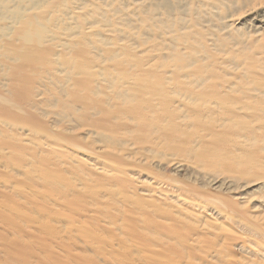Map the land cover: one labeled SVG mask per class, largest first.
Returning <instances> with one entry per match:
<instances>
[{
	"label": "bare ground",
	"instance_id": "1",
	"mask_svg": "<svg viewBox=\"0 0 264 264\" xmlns=\"http://www.w3.org/2000/svg\"><path fill=\"white\" fill-rule=\"evenodd\" d=\"M238 4L0 0V264H100L129 237L142 264H240L229 239L264 250V200L224 194L264 187V32L223 25ZM249 12L264 30V0ZM17 125L25 140L2 130ZM213 221L234 234L218 242Z\"/></svg>",
	"mask_w": 264,
	"mask_h": 264
},
{
	"label": "rangeland",
	"instance_id": "2",
	"mask_svg": "<svg viewBox=\"0 0 264 264\" xmlns=\"http://www.w3.org/2000/svg\"><path fill=\"white\" fill-rule=\"evenodd\" d=\"M238 1H239L238 5H235L230 10L226 11L223 14V15L226 16V18L224 19L226 22H224L223 25L230 24V28L236 30V31H233V32H235V36H236V38L238 40L248 39L247 38L248 36H251L250 37L251 40H255L257 38L256 33H254L255 30L256 31H261V33L264 32V30L262 29L263 27L262 28H257L258 23H257L255 18H252L253 14L249 12V10L252 7V5L255 2V0H238ZM203 19L206 21L205 18H203ZM206 23L207 24H212L214 22H206ZM221 33H223V32H221ZM262 38L263 39L260 40L259 43H258L259 46H261V44L264 43V36ZM257 49H258V47L256 48L257 52L264 53V48H261V49L259 48L260 50H257ZM217 61L218 62H222L224 65L231 64V60L230 59H225V60L217 59ZM234 64H239V63L235 62ZM258 64L260 66L261 65L264 66V59L262 61H260ZM216 65L219 66V65H222V64L217 63ZM2 130H6L8 132L7 135H12L13 134L14 137H20V136H23L24 134L27 133V129L25 127L21 126V125H17V126H14V127H11V128L2 129ZM20 138H22V137H20ZM25 139H26V137L23 136V140H25ZM78 152L86 153L85 151H82V150H80ZM74 154L83 156V155L77 154V153H74ZM84 155L85 156H89V157L91 156L89 153H86ZM0 163H4V162L0 161ZM36 167H39V170L41 169V167L36 165V164L32 165L31 168L35 170ZM163 171L170 172V168L166 166V168ZM102 185H106V183H103ZM29 187H32V186L29 185ZM101 193H102V196L105 195L103 193V189L101 190ZM237 193H243V194L246 193L245 194V196H246L245 198L250 199L249 204L246 203V207H248L247 205L250 206L252 203H257L258 201L264 200V187L257 188V185L256 186L255 185H251V186H249V187H247V188H245L243 190L242 189H236V190H233L231 192L230 191L224 192L225 195H229V196H231V195L232 196H236ZM242 196H244V195H242ZM105 200H107V201L109 200L108 202L111 203L110 205L106 206L110 211L109 210H105V211H108L109 215L111 216L110 219L114 223L117 224L118 221H119L118 219L120 218V216L117 214V211H118L119 207H118V204L115 202L116 198H115V200L113 198H106ZM111 200H113V201H111ZM39 201L41 202V199ZM47 201L49 202V204H46V207L51 208V206H52L54 208L55 205H54L53 200L50 199V198H47ZM236 201H238V199ZM108 202H106L105 204H108ZM33 209H34V211L39 212V210H42L44 208L43 207H36V208H33ZM35 214L38 215L37 213H35ZM194 214H196V216L201 214V215H199L201 217H203L204 215H207V217L209 216V212H207V211L202 212V213L194 212ZM127 215L128 214H125V216H127ZM125 216H123V218ZM212 218H214V217L212 216ZM258 221H259V223L261 225H264V207L261 210L260 218L258 219ZM213 222H215L218 227L215 228V229L209 230L211 234H214V232L221 225L226 228V230L219 232L217 237H214V239L217 240L218 242L221 239L229 237L233 233L232 228L227 223H224V222L219 223L220 221H213ZM33 226H35V225H33ZM1 228H2V225H0V229ZM112 232H110V230H106L104 233H102V236H104L106 238V245L103 244V248L105 250L109 249L108 246L110 245V241H111V244L113 245L114 248H116L117 244L120 247L119 236L121 235V233H119L117 231L113 232V233ZM126 232L127 231H123L122 233L126 234ZM21 233L24 234V235H27V236L33 234V233L32 234H28V233H25V232H21ZM209 238H212V236L209 235ZM129 239L131 241V247L133 249V253H129L127 258L122 257L120 254H113L111 256H103V258H101L102 255H101V252H100V247H101L102 244H93V245H90V246L82 247L81 244L78 243V241L75 240L77 242L75 245L79 246L77 248V250L80 249V248H84V249H86L87 253H91V254L95 252L93 248H94V246H96L98 248V251L96 253H97L98 257L101 258L99 260L100 264H142V261H139V262L136 261V259L138 257L137 256L138 253L134 252L136 246L138 248L141 247V244H140L139 240L134 238V237H129ZM254 240H256V239H254ZM246 244L248 246L246 249H237V247L239 246V242H237V240L229 239V240L226 241V244L222 242L220 245L223 248H225V247L227 249L228 248H232L233 257H234L235 260L239 261L240 264H245L246 261L248 262V264H253V261L255 259L258 262L264 264V259H263L264 250L262 248H260L259 246H256L258 244H256V243L254 244V242L251 241V240H247ZM75 245H72V249H74ZM120 251H121V249H120ZM119 255H120V257H118ZM250 260H252V261H250ZM193 263L200 264V261H199L198 257L194 258V262ZM175 264H187V262L180 260L179 262H175Z\"/></svg>",
	"mask_w": 264,
	"mask_h": 264
}]
</instances>
